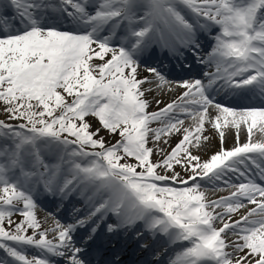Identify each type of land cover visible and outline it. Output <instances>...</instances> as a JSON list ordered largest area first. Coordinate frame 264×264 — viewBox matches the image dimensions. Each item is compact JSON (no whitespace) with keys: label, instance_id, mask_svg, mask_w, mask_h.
<instances>
[{"label":"snow or ice","instance_id":"6c2138e0","mask_svg":"<svg viewBox=\"0 0 264 264\" xmlns=\"http://www.w3.org/2000/svg\"><path fill=\"white\" fill-rule=\"evenodd\" d=\"M183 51L209 69L202 78L148 63ZM177 90L166 104L153 95ZM254 100L264 104V0H0V264H123V246L106 259L94 247L101 224L130 234L144 264H163L161 253L166 264H264ZM206 131L219 148L202 158ZM81 190L88 212L45 228L37 197Z\"/></svg>","mask_w":264,"mask_h":264},{"label":"bare ground","instance_id":"6f19581e","mask_svg":"<svg viewBox=\"0 0 264 264\" xmlns=\"http://www.w3.org/2000/svg\"><path fill=\"white\" fill-rule=\"evenodd\" d=\"M142 69L143 68L141 67V75H147V73L143 72ZM152 87H155V85H152ZM178 91L179 90L172 91V92H162V93H159V94L154 93L153 95H158V97L160 99H162L165 102V104H166V103L172 101L173 99H175ZM149 99L152 100V96H149ZM163 106L164 105L162 104L161 107H163ZM152 107H154V108H152ZM155 107H156V105H155V102L153 101L152 106H151V110L156 109ZM89 120L93 124L94 128L95 127H99V123H98V121L95 120V118L91 117ZM188 122H189L188 120L185 121L186 124ZM205 127L207 128L208 126L205 125ZM101 135H107L108 138H109L108 142L114 143L115 141H117V136H110L106 131L102 132ZM205 135L212 136L213 138H212L211 144L208 147V149L206 151H202V152L199 153L202 156V158H207V156L210 155L212 151L218 150V148H219L218 137H216L212 131H206ZM178 139H179V137H174L173 138V140H172L173 145L175 144L176 140H178ZM244 139H245L244 134L241 133V142H243ZM233 143H234V138L232 137V135H229V138H228L227 143H226L225 146L230 148V147H232ZM176 170L182 172V169L180 168V166H176ZM82 191H84V190L79 191V193L82 192ZM85 193L86 192L84 191V193H83L84 195L80 196L82 198V200H85ZM71 194L74 197L76 196L75 192H73ZM226 194L227 193H225V192L224 193H212V192L208 193L210 198H215L216 196L226 195ZM39 197L42 198L40 195H39ZM76 198L77 199H81L78 196H76ZM57 201H59V203H57ZM71 201L75 202V201H78V200L73 199V197H71L69 195L67 197L63 198V199H61L60 197L55 198L54 201H52L51 203L48 204V206L50 207V211H46L42 207H39V206L37 207V211H36L37 217L41 220V222L43 223V226L45 228L54 227L55 226V220H59V222H60L61 219H62L63 213H64V212H61L60 214H58L59 217H55L57 210L55 211L53 209L54 205L57 204L58 207L64 206V208H65V206L68 205L67 203L71 202ZM86 207H88V209L90 208L89 205L86 206ZM78 208H79V211H77V212L80 215H83V214L88 212V211H86L85 213H83V211H85V208L81 209V205H79ZM53 211H55V213H53ZM51 213H53V215ZM75 216L76 215H72V217H75ZM45 218H47L46 222H45ZM50 238H51V236H50ZM0 254L2 255V253H0ZM163 255L164 254H162V256L160 258L162 260L166 261V257H163Z\"/></svg>","mask_w":264,"mask_h":264},{"label":"rangeland","instance_id":"374dc122","mask_svg":"<svg viewBox=\"0 0 264 264\" xmlns=\"http://www.w3.org/2000/svg\"><path fill=\"white\" fill-rule=\"evenodd\" d=\"M0 118L7 119L6 115L3 112H0ZM90 118L91 117H89L88 119H90ZM102 136H104L105 141L108 142V140H109L108 136L107 135H102ZM117 139H119V136L118 135H117ZM153 159H157V157L154 156ZM14 219L17 220V221H19L21 219V217L15 216Z\"/></svg>","mask_w":264,"mask_h":264}]
</instances>
